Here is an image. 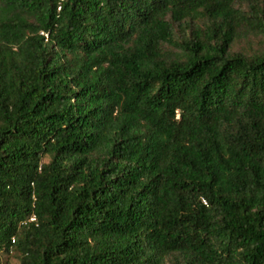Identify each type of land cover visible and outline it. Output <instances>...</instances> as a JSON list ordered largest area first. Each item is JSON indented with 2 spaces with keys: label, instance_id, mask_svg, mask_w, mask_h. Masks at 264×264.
Masks as SVG:
<instances>
[{
  "label": "trees",
  "instance_id": "obj_1",
  "mask_svg": "<svg viewBox=\"0 0 264 264\" xmlns=\"http://www.w3.org/2000/svg\"><path fill=\"white\" fill-rule=\"evenodd\" d=\"M16 253L264 264V0H0V264Z\"/></svg>",
  "mask_w": 264,
  "mask_h": 264
},
{
  "label": "rangeland",
  "instance_id": "obj_2",
  "mask_svg": "<svg viewBox=\"0 0 264 264\" xmlns=\"http://www.w3.org/2000/svg\"><path fill=\"white\" fill-rule=\"evenodd\" d=\"M46 162H49V159L46 158ZM10 264H21L19 255L16 253L15 255L11 256Z\"/></svg>",
  "mask_w": 264,
  "mask_h": 264
},
{
  "label": "built area",
  "instance_id": "obj_3",
  "mask_svg": "<svg viewBox=\"0 0 264 264\" xmlns=\"http://www.w3.org/2000/svg\"><path fill=\"white\" fill-rule=\"evenodd\" d=\"M45 36L48 37L47 35H45ZM31 221H34V218H32Z\"/></svg>",
  "mask_w": 264,
  "mask_h": 264
}]
</instances>
